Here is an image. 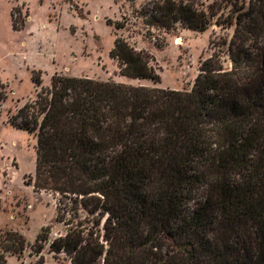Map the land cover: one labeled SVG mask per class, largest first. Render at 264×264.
Instances as JSON below:
<instances>
[{
  "label": "trees",
  "instance_id": "obj_1",
  "mask_svg": "<svg viewBox=\"0 0 264 264\" xmlns=\"http://www.w3.org/2000/svg\"><path fill=\"white\" fill-rule=\"evenodd\" d=\"M236 2L224 17L195 0L135 11L166 33L203 32L211 19L234 28L232 68L214 52L190 91L54 75L10 117L36 137L34 188L59 196L68 231L52 253L70 264H264V0ZM12 25L22 31L14 14ZM110 56L124 77L161 81L153 56L124 37ZM26 247L22 234L1 233L0 264Z\"/></svg>",
  "mask_w": 264,
  "mask_h": 264
},
{
  "label": "rangeland",
  "instance_id": "obj_2",
  "mask_svg": "<svg viewBox=\"0 0 264 264\" xmlns=\"http://www.w3.org/2000/svg\"><path fill=\"white\" fill-rule=\"evenodd\" d=\"M154 1L0 0V81L5 87L0 91L7 95L0 104V234L18 232L27 241L23 255H7V264H70L65 254L55 255L50 248L68 231L57 219L59 196L36 190L30 180L35 177L36 137L9 123L20 108L37 99L42 87L50 86L54 75L190 91L201 65L214 52L222 50L225 68H232L228 48L234 28L211 19L203 32L181 25L170 33L153 29L135 11L150 10ZM195 1L206 12L214 6L224 17L231 2L241 6L243 0ZM13 14L22 31L13 29ZM125 22V29L115 28ZM118 37L153 56L159 83L120 74L110 56ZM33 78H41L40 87ZM80 219L90 217L81 210ZM45 233L49 237L39 254L34 245Z\"/></svg>",
  "mask_w": 264,
  "mask_h": 264
}]
</instances>
